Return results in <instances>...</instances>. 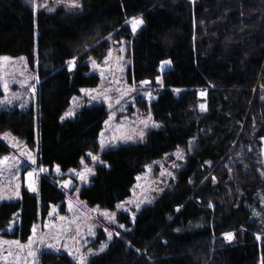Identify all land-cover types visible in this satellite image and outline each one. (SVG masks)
<instances>
[{"label":"trees","instance_id":"trees-1","mask_svg":"<svg viewBox=\"0 0 264 264\" xmlns=\"http://www.w3.org/2000/svg\"><path fill=\"white\" fill-rule=\"evenodd\" d=\"M77 2L80 7L72 8L68 0H0V57L24 56L32 65L36 45L41 80L37 131L33 111L15 108L0 113V136L9 132L38 146L39 165L62 171L99 153L104 106L82 109L74 120L62 117L81 88L98 85V76H87L90 61L103 60L115 42L127 41L136 82L154 81L163 62L173 66L162 73L164 89L152 103L160 128L143 143L100 153L105 165L96 167L81 199L114 210L147 165L194 141L175 182L134 222L120 216L129 230L87 264H262L264 0ZM134 18L143 21L135 34L129 23ZM175 89L185 91L177 95ZM9 152L0 140V158ZM39 191L43 217L64 202L55 177L42 178ZM38 216L37 196L24 190L20 200L0 206V231L17 220L9 235L26 240ZM40 264L78 263L50 253Z\"/></svg>","mask_w":264,"mask_h":264},{"label":"rangeland","instance_id":"rangeland-1","mask_svg":"<svg viewBox=\"0 0 264 264\" xmlns=\"http://www.w3.org/2000/svg\"><path fill=\"white\" fill-rule=\"evenodd\" d=\"M130 25L134 34L142 26L138 25L134 31L131 23ZM4 57H0V113L15 108L21 111L31 110L35 115L37 131L40 116L37 88L41 82L37 46L35 45V60L32 65L24 56L7 57V60ZM71 62L73 63H69V69L73 70L75 61ZM89 66L87 76H98L99 83L95 87L80 89V93L70 101L62 122L74 120L77 112L87 107L104 106L108 117L98 139L99 153L90 152L77 168L62 171L59 167L51 169L39 165L38 146L28 147L9 132L0 136V140L10 148L9 154L0 158V206L20 200L24 190L36 195L39 201L38 221L26 240L9 235L14 232L17 220L0 231V264H40L43 255L50 253L66 254L78 264L79 258L85 257L87 264L102 253L99 251L101 245L108 247L114 238H121L129 230L120 216L125 215L129 221L134 222L140 210L152 205L175 182L177 170L186 161L185 153L194 145V141H191L186 148H178L147 165L137 176L130 196L114 210L89 206L81 199L80 191L92 183L96 167L105 165L100 160V153L127 143H143L150 130L160 128L152 112V103L164 89L162 73L173 68L169 61L163 62L160 65V75L154 81H147V84H143L144 81L136 82L132 77L133 62L130 43L127 41L115 42L103 60H91ZM184 91L175 89L177 95ZM199 97L205 100L207 92H199ZM201 105L204 106L203 110ZM206 108L205 102L199 106L202 112ZM93 156L97 159L93 160ZM81 173L84 174V179L80 178ZM48 176L55 177L65 199L62 204L51 206L43 217L39 183ZM109 233L112 234L111 238ZM226 241L230 242L232 239Z\"/></svg>","mask_w":264,"mask_h":264},{"label":"snow or ice","instance_id":"snow-or-ice-1","mask_svg":"<svg viewBox=\"0 0 264 264\" xmlns=\"http://www.w3.org/2000/svg\"><path fill=\"white\" fill-rule=\"evenodd\" d=\"M67 6H68V7H72V8H78V7H80V4L77 2V0H68V5H67ZM49 11H51V9H49ZM130 23L132 24V26H133V30L135 31L136 27H137L138 25L142 24L143 21H142L141 19L134 18ZM3 59H4V60H7L8 58H7V57H4ZM69 63L72 64L73 62H69ZM142 83H143V84H147L148 82H147V81H144V82H142ZM5 87H6V86H5ZM203 108H204V106L201 105V109H202V110H203ZM69 115H71V113H69ZM62 119H63V118H62ZM154 126H158V125H154ZM89 155H91V154H89ZM5 159H7V158H5ZM92 159H93V160H96L97 157L93 156ZM82 163H83V161H82ZM41 171H43V169H41ZM57 171H59V169H57ZM87 171H91V169H87ZM29 175H31V173H29ZM79 175H80V178H81V179H84V178H85L83 173H81V174H79ZM65 186H67V185H65ZM137 208H139V205H137ZM105 215H107V214H105ZM61 219H63V218H61ZM119 227H123V225H119ZM108 235H109V238H111V235H112V234L109 233ZM232 238H233V237H232V234H227V235H226V239L231 240ZM257 239H260V237L258 236ZM49 247H52V246L49 245ZM105 247H107V245H101L99 251L103 252L104 249H105ZM29 254L31 255L32 253L30 252ZM94 254H95V253H90V255H94ZM85 260H86L85 257H80V258H79V264H85ZM262 264H264V261H262Z\"/></svg>","mask_w":264,"mask_h":264},{"label":"water","instance_id":"water-1","mask_svg":"<svg viewBox=\"0 0 264 264\" xmlns=\"http://www.w3.org/2000/svg\"><path fill=\"white\" fill-rule=\"evenodd\" d=\"M260 142H261V153H262L263 161H264V138L260 139Z\"/></svg>","mask_w":264,"mask_h":264}]
</instances>
